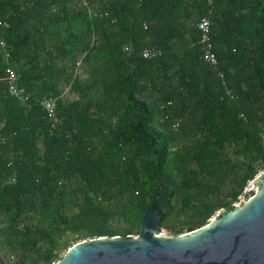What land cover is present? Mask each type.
Returning a JSON list of instances; mask_svg holds the SVG:
<instances>
[{
	"label": "trees",
	"instance_id": "trees-1",
	"mask_svg": "<svg viewBox=\"0 0 264 264\" xmlns=\"http://www.w3.org/2000/svg\"><path fill=\"white\" fill-rule=\"evenodd\" d=\"M86 1L95 16L81 0H0L8 264H52L80 240L137 235L164 192L154 207L170 232L199 229L235 208L264 169V0ZM201 17L211 21L217 68L202 58ZM145 48L157 54L145 58ZM6 66L26 102L8 93Z\"/></svg>",
	"mask_w": 264,
	"mask_h": 264
},
{
	"label": "water",
	"instance_id": "water-1",
	"mask_svg": "<svg viewBox=\"0 0 264 264\" xmlns=\"http://www.w3.org/2000/svg\"><path fill=\"white\" fill-rule=\"evenodd\" d=\"M259 174L250 199L199 229L171 233L154 207L166 193L155 194L137 235L83 239L52 264H264V173ZM0 264H8L1 253Z\"/></svg>",
	"mask_w": 264,
	"mask_h": 264
},
{
	"label": "built area",
	"instance_id": "built-area-1",
	"mask_svg": "<svg viewBox=\"0 0 264 264\" xmlns=\"http://www.w3.org/2000/svg\"><path fill=\"white\" fill-rule=\"evenodd\" d=\"M81 7L85 6L87 9V13L90 17L95 16L97 14L96 8L91 7L87 5L86 0H81L80 4ZM99 15L101 16L102 13L100 12ZM210 24L211 21L208 17H201L197 22V28L200 31V43L202 47V58L203 60L213 66L214 68H217L218 62L215 56V53L212 50V43L209 40V33H210ZM0 26H6V23L0 20ZM99 41V36L95 32H93L90 36V42L93 45H96ZM0 47L3 50V58L5 60L8 59L9 51L7 50V44L4 39H0ZM157 54L156 50L145 48L142 51V56L145 58H151ZM83 56L84 54L81 53L78 55L76 62H75V68L74 72L80 73L81 68L83 66ZM6 81H7V91L10 95H13L15 97H18L23 103L26 102L27 97L23 94V89L17 85V73L13 68L10 66H6ZM216 76L220 79L222 83V87L225 91V95L229 96L230 98H233V92L232 90L227 86L224 74L220 71H216ZM68 88H65V94ZM69 96V94H68ZM41 104L43 108L45 109L47 119L51 123V126L54 127L56 123L59 122L57 113H56V105H55V99L52 97L44 98L41 100ZM181 119H177L174 121L172 127L176 128L179 124ZM258 188L257 183H255L254 179H251L247 182V185L244 187L242 193L239 195V200L237 202H240L241 204L246 202L248 199H250L256 192Z\"/></svg>",
	"mask_w": 264,
	"mask_h": 264
},
{
	"label": "rangeland",
	"instance_id": "rangeland-1",
	"mask_svg": "<svg viewBox=\"0 0 264 264\" xmlns=\"http://www.w3.org/2000/svg\"><path fill=\"white\" fill-rule=\"evenodd\" d=\"M82 69V68H81ZM64 95H65V93H64ZM67 97H69L70 99L71 98H74L75 96L73 95V94H70L69 96H67ZM259 173H264V169L263 170H261V171H259L258 172V174L256 175V176H260V174ZM255 178V177H254ZM253 178V179H254ZM261 178H263L262 176L260 177V179ZM243 205V203L241 204L240 202H236V203H234V206H235V208H240L241 206ZM221 212H223V210L222 209H219L210 219H209V222L207 223V224H209L210 222H212L217 216H218V214H220ZM130 236H133V235H130ZM81 241V240H80ZM79 242V241H78ZM64 254V253H63Z\"/></svg>",
	"mask_w": 264,
	"mask_h": 264
}]
</instances>
